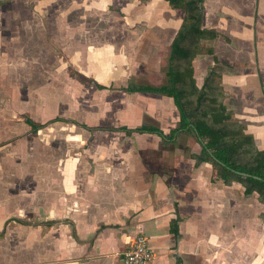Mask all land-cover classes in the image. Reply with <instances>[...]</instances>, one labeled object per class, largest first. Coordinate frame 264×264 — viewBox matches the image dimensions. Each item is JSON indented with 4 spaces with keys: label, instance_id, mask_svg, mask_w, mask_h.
<instances>
[{
    "label": "crops",
    "instance_id": "obj_1",
    "mask_svg": "<svg viewBox=\"0 0 264 264\" xmlns=\"http://www.w3.org/2000/svg\"><path fill=\"white\" fill-rule=\"evenodd\" d=\"M201 1L200 27L217 37L198 43L201 52L191 61L195 86H202L210 66L221 67L222 104L244 125L256 149L264 150V0ZM20 2L25 10L17 6ZM5 5L10 11H26V17L39 23L42 43L82 90L107 99L114 93L144 96L149 110L156 111L155 127L165 136L175 127L178 114L170 98L127 94L120 90L127 83L113 89L76 69L90 83L71 76L68 56L52 48L47 29H62L57 42L82 44L100 36L98 42L120 44L123 52L129 45L135 53L141 43H152L154 59L166 62L183 20L180 8L164 0H4L0 12ZM18 26L25 27L16 21ZM3 43L0 36V125L5 126H0V264H119L137 233L147 240L150 264H264V206L254 193L245 197L238 183H210L211 165L194 166L189 158L199 152L192 138L167 143L152 134L110 131L145 124L137 109L132 111L138 116L131 119L128 103L107 106L119 108L110 118L120 121L117 127L46 116L51 113L49 75L37 88L45 97L34 95L37 91L19 79L21 73L33 74L28 67L32 57L3 52ZM84 103L78 95L73 108ZM36 104L45 105L46 118L30 115L17 121L18 112L29 113V107L33 112ZM56 117L62 120L49 123ZM25 120L40 128L32 131ZM52 125L85 134L58 135L52 162L44 158V142L39 144L43 153L35 160L36 136Z\"/></svg>",
    "mask_w": 264,
    "mask_h": 264
},
{
    "label": "rangeland",
    "instance_id": "obj_2",
    "mask_svg": "<svg viewBox=\"0 0 264 264\" xmlns=\"http://www.w3.org/2000/svg\"><path fill=\"white\" fill-rule=\"evenodd\" d=\"M1 1L2 0H0V5H2V2L4 3V0L2 2ZM22 5L23 4L20 2L17 6L24 9ZM5 6L7 9L0 12V36L4 40L2 51L4 52L5 50L8 51V53L22 51V53H27L32 57L28 60V62L31 63L28 67L32 68L33 74L21 73V75H19V79H22L24 84H28L29 90L37 91L38 86L41 83L46 82L45 80L49 75V84L47 86L49 90L46 93V96L50 99L51 103V106L47 107L49 109L47 110L45 105L36 104V112H30L33 109L31 107L28 108L29 113L24 111L18 112L19 118H16L17 121H23L24 116L30 115L44 117L45 113L43 111L46 112L47 110V112H51L46 114L48 117H51L52 115H60V117L63 118H73L77 122L84 123L88 126L97 124L117 127L121 125V123L118 124L120 121H111L110 118L118 113L119 108L116 106L113 108L110 106L108 108L107 106L112 103H128L130 105V112L133 109H137L142 123L156 126L157 123L154 121L157 115L156 111L152 112L149 110L148 106L150 105V102H148L144 96L125 95V97H123L118 93H114L113 98L107 99L108 96L103 94L99 93L95 96L91 93L92 96H95L93 98L88 89L82 90L81 87L68 77L64 64L55 59L49 48L42 43L43 41L41 38V28L39 23L35 20L33 21L29 17H26V11H10L8 9L9 6ZM16 21L25 27H15ZM28 24L33 25L29 26ZM60 30L62 29L56 27L55 29H47L48 33H51L50 37H53L52 48L54 47L57 53L60 54L61 52L62 54L68 56L71 62L68 66L69 73L71 76L75 77V79L82 81L84 84L88 85L90 81L82 80L83 78L81 79L75 74L74 69L89 77L88 79L92 78L102 85H110L113 89H116L115 87L124 86L129 82L152 86L164 84L165 78L163 74L165 72L166 62L164 59L161 61L154 59L152 54V43H141L137 49L138 52L135 53L133 52V50H135L133 46L130 47L129 45L128 47L126 46L128 49L123 52L121 50L122 45L120 44H106L98 42L100 36L95 37L97 38V41L88 37L87 41L91 42L82 44H72L68 43L66 40L57 42V37L61 36ZM65 38L68 39L66 36ZM128 50H131L130 52L132 54H129ZM219 68L221 69V67ZM261 77L264 78V75ZM35 94L37 96L38 94H43L45 97V93H43L40 89L35 92L34 95ZM78 95H81V97L86 100V104H82L79 108H73L74 98L78 97ZM1 97H4L3 92ZM106 100L109 101L108 104L106 103ZM56 101L59 102L61 107L56 108ZM133 114L138 116L132 111L130 113L131 119L134 117ZM93 116L95 118V122L93 120L91 121V117ZM97 118H99L98 123L96 122ZM126 125H131V123H126ZM0 126L2 128L5 127L4 125ZM64 127L65 131H60V129L63 128L62 126L52 125L47 127V130H42L43 132L36 136L34 145L35 160L39 158V152L43 153L39 144L44 142L46 145L44 158L45 160L52 162L55 158H57L58 150L55 151L53 149V144L57 143L56 137L58 135H76L77 132L85 134L78 128L67 125ZM17 132L19 134L22 133L19 126L17 127ZM179 141L177 142L178 146L180 145ZM50 143L51 146H49ZM66 146H69L68 142L66 143Z\"/></svg>",
    "mask_w": 264,
    "mask_h": 264
},
{
    "label": "trees",
    "instance_id": "obj_3",
    "mask_svg": "<svg viewBox=\"0 0 264 264\" xmlns=\"http://www.w3.org/2000/svg\"><path fill=\"white\" fill-rule=\"evenodd\" d=\"M164 1L172 8L183 11V20L169 48L165 83L152 86L129 82L120 90L127 94L144 93L170 98L178 121L166 136L157 127L146 124L110 131L124 132L128 136L132 133L152 134L167 143H174L180 136L190 137L199 146V152L190 154L189 158L194 166L201 163L211 165L210 183L221 181L226 186L238 183L245 197L254 193L257 201L264 206V150L256 149L252 137L244 133V125L233 119L231 112L222 104L225 96L219 85L221 69L216 64L208 68L200 88L195 86L192 78L191 61L201 52L199 41L217 37L214 31L200 27L202 1ZM95 88L105 89L96 84ZM61 120L56 117L49 123ZM25 122L32 131L40 128L29 120ZM260 219L264 223V214L260 215Z\"/></svg>",
    "mask_w": 264,
    "mask_h": 264
},
{
    "label": "built area",
    "instance_id": "obj_4",
    "mask_svg": "<svg viewBox=\"0 0 264 264\" xmlns=\"http://www.w3.org/2000/svg\"><path fill=\"white\" fill-rule=\"evenodd\" d=\"M152 252L148 247L146 238L137 233L131 245L120 255L119 264H150Z\"/></svg>",
    "mask_w": 264,
    "mask_h": 264
}]
</instances>
